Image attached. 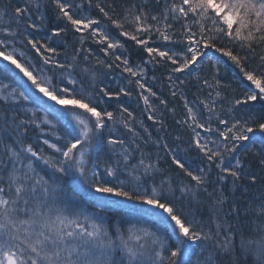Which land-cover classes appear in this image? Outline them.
<instances>
[{
    "label": "snow or ice",
    "instance_id": "obj_1",
    "mask_svg": "<svg viewBox=\"0 0 264 264\" xmlns=\"http://www.w3.org/2000/svg\"><path fill=\"white\" fill-rule=\"evenodd\" d=\"M242 262L264 264V0L0 4V264Z\"/></svg>",
    "mask_w": 264,
    "mask_h": 264
},
{
    "label": "trees",
    "instance_id": "obj_2",
    "mask_svg": "<svg viewBox=\"0 0 264 264\" xmlns=\"http://www.w3.org/2000/svg\"><path fill=\"white\" fill-rule=\"evenodd\" d=\"M20 2H22V0H0V4L7 3L9 9L13 8L17 3H20ZM96 2H97V0H93V4H95ZM103 2L104 3H111L112 0H103ZM129 2H130V0H118V3H120V4H126ZM85 11H87V9ZM90 14L95 15L96 13L91 12ZM48 19L50 21L49 26L51 27L52 24H54V21H51V12L48 13ZM127 46H128V54H130L132 62L133 63L140 62L145 54L142 51H140L137 47L133 46L132 42H130V41L127 42ZM253 66H255V65H253ZM237 72H238V70H236L234 68V66H231L230 62H228L227 64L221 65L220 76H221L223 82L227 83V84H231L235 88V91H232L231 89L228 90L231 95L238 94L240 91H242V89L239 87V82L235 79ZM152 74L153 73L150 71L149 76H151ZM155 75L157 76V81L154 83V90H156V91L163 90L165 95L167 96L168 95L167 88H166L167 81L165 79L164 69L160 68L159 70H157L155 72ZM108 79L110 80L111 77H109ZM6 82H9V81H6ZM189 96L191 97V92H189ZM177 111L178 112L180 111L179 107H178ZM148 123H150V122H148ZM168 123H169L170 128H171L168 139H169V142H173L172 141V133H175L177 131V129H176L175 125L173 124L171 118L169 119ZM188 162L193 167H196L200 164V160L198 158H196L194 154L192 156H190ZM253 167L255 168V162H253ZM239 195L240 194L237 193V196H239ZM259 195H260L259 192H256V191L253 192V196H259ZM241 223H243V218L241 219ZM242 264H243V262H242Z\"/></svg>",
    "mask_w": 264,
    "mask_h": 264
},
{
    "label": "rangeland",
    "instance_id": "obj_3",
    "mask_svg": "<svg viewBox=\"0 0 264 264\" xmlns=\"http://www.w3.org/2000/svg\"><path fill=\"white\" fill-rule=\"evenodd\" d=\"M6 82V81H5ZM7 83V82H6Z\"/></svg>",
    "mask_w": 264,
    "mask_h": 264
}]
</instances>
